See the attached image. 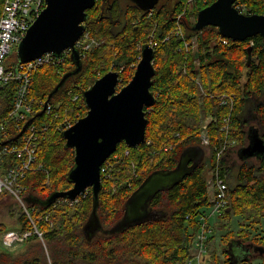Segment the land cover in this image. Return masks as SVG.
Instances as JSON below:
<instances>
[{"label":"trees","instance_id":"16d2710c","mask_svg":"<svg viewBox=\"0 0 264 264\" xmlns=\"http://www.w3.org/2000/svg\"><path fill=\"white\" fill-rule=\"evenodd\" d=\"M214 1L178 0L172 14L154 12L151 18L146 14L141 21L129 12L125 31L114 36L109 35L106 25L94 30V19L99 17H94V7L87 11L85 23L91 24L85 31L96 43L89 50L79 48L84 56L81 71L70 76L50 100L60 117L39 142L37 159L44 169L28 172L21 182L29 194L40 199L73 186L68 172L73 166L74 150L65 146L59 123L87 113L83 92L108 71H120L119 87L126 85L139 63L142 46L153 42L157 72L152 90L157 99L152 107H146V140L135 148L120 143L104 163L98 231L85 229L94 205L91 189L76 201L57 200L51 206L29 202L35 225L11 195H0V206L4 207L0 244L10 230L32 231L19 250L0 248V264H188L199 230L197 215L211 204L207 182L217 162V152L225 141L229 146L235 140L248 138L234 112L228 106L222 107L220 101L232 99V95H248L255 83L264 82V73L254 77L248 71L244 78V63L236 56L241 49L239 41L223 38L215 26L193 29L198 12ZM235 6L246 14L264 13V0H236ZM65 58L67 61L59 66L44 65L33 72L32 95L37 100L46 103L63 76L75 70L70 54ZM13 86L11 83L3 91L0 102L7 105H0L2 117L11 106ZM76 95L79 97L73 99ZM226 124L228 131L223 129ZM204 131L207 144L203 142ZM190 146H202L209 153L173 188L153 198L152 207L159 216L111 232L123 218L133 191L154 171L176 167L182 152ZM241 177L238 184L229 186L230 200L221 214L220 225L227 227L223 219L241 215L242 227L237 232H226L222 239L223 259L212 255L208 264H250L231 258L233 236L264 239V166L258 179L251 177L248 169ZM35 228L43 233V238Z\"/></svg>","mask_w":264,"mask_h":264},{"label":"water","instance_id":"95a60500","mask_svg":"<svg viewBox=\"0 0 264 264\" xmlns=\"http://www.w3.org/2000/svg\"><path fill=\"white\" fill-rule=\"evenodd\" d=\"M157 1L141 0L140 5L152 9ZM235 2L215 0L198 12L193 29L215 26L223 37L234 41L245 40L257 33L264 35V14L242 13ZM95 3L96 0H46V6L18 45L17 55L21 62L32 61L46 52L61 55L68 48L72 50L76 68L63 76L49 94L46 104L70 76L82 69L77 41L85 32L87 11ZM155 51L150 43L142 46L135 74L126 85L119 87L120 71L110 70L83 92L87 113L62 132L65 146L74 150L73 166L68 172V180L73 186L68 190L54 191L45 199L28 197V202L51 206L59 198L76 200L91 189L94 205L85 229L89 230L95 224L101 226L97 208L103 188V164L120 143L135 148L146 140L149 123L146 107L153 106L157 99L152 90L156 74ZM252 139L245 152L249 155L264 153V139L259 135ZM205 154L204 147L190 146L182 152L176 167L160 169L147 176L128 198L124 216L111 232L149 221L153 198L159 192L173 188L195 170Z\"/></svg>","mask_w":264,"mask_h":264},{"label":"built area","instance_id":"2783aa9c","mask_svg":"<svg viewBox=\"0 0 264 264\" xmlns=\"http://www.w3.org/2000/svg\"><path fill=\"white\" fill-rule=\"evenodd\" d=\"M45 6L46 0H0V100L4 89L14 83L11 106L6 110L4 117L0 115V195H11L25 210L34 225L27 201V198L33 195L27 192V187L21 181L28 172L44 169L37 159L39 142L49 127L60 117V113L50 102L46 104L45 101H39L32 95V75L36 69L44 65H61L72 50L68 48L61 55L46 52L28 62L17 60L16 53L12 54V51L14 47H18ZM183 14H180V17ZM88 35L89 33L85 31L77 41L78 48L87 49L83 38ZM223 42L226 43V40L224 39ZM149 43L152 46L155 44ZM8 60L11 62L9 63ZM78 97L79 95H76L73 99ZM222 100L227 103L232 101L229 97ZM0 105L7 104L0 102ZM43 110L44 114L40 115ZM78 117L76 115L74 120L66 119L59 123L58 127L64 131L71 127ZM226 121H229V117ZM223 129L228 131V124ZM208 141L207 135L203 132V142L207 144ZM227 147L228 142L225 141L217 152L216 165L210 172L207 186L210 194L213 195V204L210 211L199 214V230L193 244L196 251L188 260V264H206L208 237L212 232L210 221L217 215L220 217L223 208L228 204V185L220 173L221 159ZM58 200L76 201L68 198ZM35 232L43 238V233L37 228ZM31 233L32 231L22 233L18 230H10L3 236V244L8 248L19 246Z\"/></svg>","mask_w":264,"mask_h":264},{"label":"flooded vegetation","instance_id":"af4514ba","mask_svg":"<svg viewBox=\"0 0 264 264\" xmlns=\"http://www.w3.org/2000/svg\"><path fill=\"white\" fill-rule=\"evenodd\" d=\"M177 2L178 0H158L152 9H145L140 5L141 0H96V3L94 5V17L98 16L99 18L97 20L94 19V30L98 25H102L103 27H105L106 25L107 27L105 28H107L106 30H108V32L110 33L109 35H122L128 24L127 20L129 18V12H132L135 19H138L139 16V20L141 21L143 19L142 17L146 14L149 18H151L154 12H170L172 14V10L176 6ZM137 21H135V23H137ZM90 24L91 21L88 23L84 22L85 29L89 28ZM85 41V38H83V42ZM238 41L241 43L239 44L241 49L237 50L236 56H239L238 60L243 61L244 63L241 69L242 74L245 75L244 78L246 77L248 71H251L254 77L259 74H263L264 35H262L261 33H257L251 37H247L245 40ZM91 48L92 46H90L88 49ZM80 52L81 63L83 65V51L81 50ZM70 57L76 68V61L72 56V52L70 54ZM154 65L157 72L155 58ZM136 68L137 65L132 72V77L135 74ZM131 79L132 78H130V80ZM241 81H244V79H242ZM247 93L250 94H242V96L241 94L232 95L231 104H228L223 100L220 101V105L222 107H230V109L234 112L237 120L240 122V129L245 133L247 132L246 134H248V138L245 136L240 140H235L234 142H232V144L226 148L221 159L220 173H223L224 179L228 185V204L230 200L229 186L238 184L240 178H242L241 175L246 172V169L251 171V177L258 179V176L259 174H261L262 168L264 166V153H254L253 155H249L245 152V149L250 146L253 140L252 138L255 135H259L262 139H264V122L262 120V117H264V82L258 84L255 83V86H253V90L251 89ZM208 153L209 152L206 149L205 157ZM190 164H192V162ZM228 204L226 205V207L228 206ZM226 207L223 208L222 213ZM149 215L152 219L156 216H159V213L152 207V211ZM100 228L101 226L96 227L95 224L93 226H90L89 230L91 232H94L98 231ZM233 237L234 239L230 243L229 250L232 251L233 259L235 261H237L238 263L240 262L255 264L254 261L256 259H260L262 261V264H264V239L262 238V236H257L258 239L256 240L253 237L245 239L239 237V235H235Z\"/></svg>","mask_w":264,"mask_h":264},{"label":"rangeland","instance_id":"374dc122","mask_svg":"<svg viewBox=\"0 0 264 264\" xmlns=\"http://www.w3.org/2000/svg\"><path fill=\"white\" fill-rule=\"evenodd\" d=\"M85 42L84 45L87 46V49L92 46L94 47V39L90 38V34L85 38ZM17 48L18 47H14L12 54L16 53L15 56L16 58H18L17 55ZM89 50V49H88ZM19 60V58L17 59ZM15 63V60H13ZM204 133L207 135V131H204ZM232 144V142L230 143V145ZM213 169H211L212 172ZM210 200L213 197L212 194H209ZM4 211V207L0 206V219H1V213ZM210 211V206H204L201 210L200 213H204V212H208ZM221 217V216H220ZM218 215L215 216L214 218L211 219L210 224H211V228H212V232H210L209 237H208V255H207V262L206 264H208L210 262V260H212V255L218 257V259L222 260L223 259V247L225 246V243L222 241L223 237L226 236V232L228 230H233L234 232L238 231L242 226H241V222L243 221V217L240 215H234L232 216L229 220L228 219H223L222 223L227 224V227H222V225H220V218ZM197 218H199V214L197 215ZM260 231V228H259ZM198 232V231H197ZM197 234V233H196ZM196 238V235H195ZM194 238V241H195ZM4 239H2V245L0 244V248L1 249H9L10 251H16L19 250L20 247L22 245L19 246H15L12 248H8L7 245L5 246V244H3ZM194 244V242H193ZM45 248L47 249V247L45 246ZM195 249L193 246V255L195 254ZM50 259V258H49ZM51 260V259H50ZM255 264H262V261L260 259H256L254 261Z\"/></svg>","mask_w":264,"mask_h":264},{"label":"bare ground","instance_id":"6f19581e","mask_svg":"<svg viewBox=\"0 0 264 264\" xmlns=\"http://www.w3.org/2000/svg\"><path fill=\"white\" fill-rule=\"evenodd\" d=\"M88 13H89V12H88ZM182 30H183V29H182ZM182 30H181V31H182ZM183 32H184V30H183ZM151 107H152V106H151ZM223 128H224V127H223ZM224 130L227 131L226 129H224ZM212 199H213V197H212L211 200H210V201H211L210 208L212 207V204H213Z\"/></svg>","mask_w":264,"mask_h":264}]
</instances>
